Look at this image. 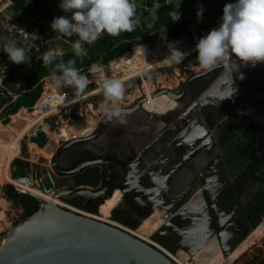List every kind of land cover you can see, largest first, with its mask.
Instances as JSON below:
<instances>
[{
    "label": "flooded vegetation",
    "instance_id": "af4514ba",
    "mask_svg": "<svg viewBox=\"0 0 264 264\" xmlns=\"http://www.w3.org/2000/svg\"><path fill=\"white\" fill-rule=\"evenodd\" d=\"M232 75L199 68L177 88L120 105L125 123L104 113L89 132V121L75 124L85 132L63 137L51 156L54 190L99 191L107 169L106 194L95 198L126 210L135 230L181 264H228L264 222V63ZM46 168L40 176L49 187Z\"/></svg>",
    "mask_w": 264,
    "mask_h": 264
},
{
    "label": "rangeland",
    "instance_id": "374dc122",
    "mask_svg": "<svg viewBox=\"0 0 264 264\" xmlns=\"http://www.w3.org/2000/svg\"><path fill=\"white\" fill-rule=\"evenodd\" d=\"M24 1L26 4L33 3V0ZM44 1L54 15L58 17L68 15L59 8L60 0ZM170 1L177 0H134L137 5L138 14L148 10H153L157 8V5L162 6ZM11 8L12 3L10 0H0V67L6 66L9 73L14 68L19 69L22 75L27 72V66L29 63L17 65L8 60L7 54L3 52L5 45L8 44H14L24 50L30 49V51H33L32 48H30L32 46L31 44L41 42L45 44V49H53L57 55L68 51L73 52L71 44L78 37L73 36L69 38L57 34L53 29H51L50 25L52 22L50 20L42 18L30 20L21 19L22 15L16 14ZM221 16L222 14L216 17L213 23L209 21L210 19L208 17L202 16L199 20L197 18L195 33L191 38L181 36L178 40L169 41L167 43L166 41L159 39L166 43L160 51L154 55L138 57L125 68L124 73L111 76L115 78L119 77V79L124 81L125 84L126 91L123 99L120 101V105L131 103L138 97L150 94L162 88H177L183 79L188 77L191 73L198 71L200 67L196 59L195 45L198 40L207 35L210 30L218 27ZM21 32L29 34L27 42H25L26 39L23 38ZM157 42L158 40L156 43ZM171 42H178L176 45L177 48L180 51L189 53L185 60L179 65H169L163 62V59L166 58L168 52L170 51V46L168 50L167 44ZM132 50L129 52H132ZM25 53L27 56H30V58L34 56V52H32L33 54L29 52ZM31 60L32 59H30V61ZM88 72L90 73V76L88 77L90 83L84 94L77 96L74 91L71 93L72 97L62 99L58 97L53 89H51L45 96V100L43 102L45 105H49L48 103L51 102V105L42 106V109L37 107V113L34 117L31 116V109L26 111V115L17 123V126H24L28 120L33 118L27 128L18 136L20 139L19 151L20 147L22 148L23 142H26L25 152L22 154V158L17 157L10 159L11 149L12 146L16 144V138L9 137V146L0 148L1 167L10 171L12 175L14 170H19L21 165H24L25 170L23 171V174L19 176L30 180L35 188L40 190L36 177L37 172H40L39 174L44 176L43 168H50L51 156L56 151L58 144H60L63 140V136L60 131L65 127L66 132L68 131L67 134L69 137L72 136V132H75V135H79L78 131L73 128L75 124L81 123L82 121L83 123H87L89 121L91 124L87 123L88 125H95L100 117L105 113L101 108L105 98L102 92L98 91L101 83L100 79H97L99 73H92L90 70ZM6 74L8 75V73ZM7 75L2 76L0 74V98L8 96V91H10L12 95H15V91L20 85V81L16 82L13 87L4 85L3 81ZM48 82L51 83L50 78L46 77L43 79V91L45 83ZM43 91L40 94L39 99L42 97ZM12 95L9 96L13 97ZM0 125L3 126L1 123ZM38 126H40V128L37 132H35ZM70 126H73L72 130L69 128ZM40 132L44 134V141L42 144L33 141V138L41 140V136L39 134ZM88 132L86 134H88ZM15 187L16 184L12 182L4 183L0 181V237L20 222L24 214V210L20 204L7 201L5 198L8 192L12 190L17 193H24ZM41 193V199L43 201H47L49 196L44 195L43 191H41ZM33 197L38 199V201L40 199L36 196ZM4 201H7L8 203ZM95 217L118 225L129 232H133L135 230L111 220L104 215L95 214ZM147 234L148 233L145 232L143 233L144 236H142L146 238ZM136 236L142 238L140 234ZM189 262H191V260ZM228 264H264V222L256 229V231H254L252 237L246 239L237 251L230 257Z\"/></svg>",
    "mask_w": 264,
    "mask_h": 264
},
{
    "label": "clouds",
    "instance_id": "9594fccd",
    "mask_svg": "<svg viewBox=\"0 0 264 264\" xmlns=\"http://www.w3.org/2000/svg\"><path fill=\"white\" fill-rule=\"evenodd\" d=\"M181 3V2H180ZM180 3L171 12L170 19L179 21ZM59 8L68 15L54 18L50 27L63 37H78L72 42L71 47L75 57L83 58L87 55L85 44L91 45L103 33L117 37L121 33L135 31L139 23L138 9L134 0H60ZM159 5H157V10ZM203 7H199L196 15L202 18ZM153 21L158 19L157 11L152 12ZM151 26V25H149ZM163 39H166L163 29ZM178 42L167 44L170 51L163 62L169 65L182 63L187 52L177 48ZM142 46V45H141ZM143 47V46H142ZM196 59L199 67L204 72L224 69L233 81V73L238 72L241 66H255L264 63V0H231L222 9V16L218 27L200 38L195 45ZM3 52L13 64H28L30 56L25 50L14 44L5 45ZM57 54L45 52L42 56L43 66L53 65ZM75 59L64 62L62 59L55 63L51 83L56 88H72L77 96L85 93L90 80L87 75L81 74L76 66ZM92 73H100L101 81L99 92L104 96L101 105L107 118H117L120 123L126 121L120 101L125 95V84L119 78L109 77L102 73L100 66L93 64ZM237 79L243 80L240 73ZM236 91L235 88L225 98H230ZM224 98V99H225Z\"/></svg>",
    "mask_w": 264,
    "mask_h": 264
},
{
    "label": "trees",
    "instance_id": "16d2710c",
    "mask_svg": "<svg viewBox=\"0 0 264 264\" xmlns=\"http://www.w3.org/2000/svg\"><path fill=\"white\" fill-rule=\"evenodd\" d=\"M10 1L12 3V11L16 14H21V19L30 20L42 18L52 22L54 18L58 17L49 10L44 0H33V3L27 4L24 0ZM229 2H231V0L170 1L165 5L159 6L158 10L155 8L139 13V23L135 31L131 33H121L117 37H112L105 33L93 44H85L84 47L87 50V55L83 58L75 57L74 52L68 51L57 55V60L54 61L53 65L47 67L43 66L42 58L33 59L31 57L30 59L32 60L27 66V72L23 75L19 69H12L3 81V84L13 87L16 82L20 81V85L16 89L14 97L8 95L0 98V123L3 124V126L0 125V148L9 146V137L16 138V144L12 149L10 157L11 159L17 157L22 158V154H24L26 149V142H23L22 148L20 147V152V139L18 136L27 128L33 118H29L30 120H28L24 126H17V123L26 115V111L39 99L43 91V79L48 77L51 80L54 65L55 63H59L61 59L64 62L69 59H75V66L80 69L81 74L87 75L88 77L90 76L88 71L93 64L100 66L102 73L109 77L124 73L125 68L138 57L154 55L160 51L167 42L176 41L181 36L191 38L195 33V24L197 21L196 12L199 7H203L204 9L202 16L208 17L210 19L209 21L213 23L215 18L222 14L224 5ZM179 3L180 6L178 10L181 14V18L179 21L173 22L170 19V14ZM154 10L157 11L158 15V19L155 21L152 19V12ZM163 29H165L166 39H164V41H166V43L159 40L163 39ZM157 40L158 42L156 43ZM130 50H132V52H129ZM99 76L100 73L97 79H99ZM51 89H54L62 99L72 97L68 92H74L72 88H55L50 82L45 83L43 95L36 105H39L44 100ZM57 91L59 93H66L61 95ZM39 134L41 140L33 138V141L42 144L44 141V134L42 132ZM23 166L24 165H22L21 168L22 171L24 169ZM21 169L14 170L12 175L14 177L22 175L20 173ZM12 175L10 171H5V169L0 166V181L4 180V183H8L9 181L16 180L17 178H14ZM15 188L24 193H17L12 190L8 192L5 198L7 201L16 202L21 205L24 210L22 216L23 220L39 208L40 201L33 196L41 199V190H36L35 186L31 184L16 185ZM69 201L87 212L107 216L111 220L132 229H136V224L132 222V216L128 214L126 210H123L121 207L111 203L103 197L88 199L72 197ZM257 222H259V219L255 221V223ZM131 233L134 235L140 234L141 237L144 236V232L140 231V229L134 230ZM176 261L178 264H181L178 260Z\"/></svg>",
    "mask_w": 264,
    "mask_h": 264
},
{
    "label": "water",
    "instance_id": "95a60500",
    "mask_svg": "<svg viewBox=\"0 0 264 264\" xmlns=\"http://www.w3.org/2000/svg\"><path fill=\"white\" fill-rule=\"evenodd\" d=\"M221 84L220 81L215 82L213 87ZM93 127L89 125L87 131H91ZM64 134V140L68 139L66 133ZM51 167L55 169V164H51ZM46 176L50 183L49 187L45 186L37 172L39 188L44 193L52 194L56 199L74 196L95 198L106 194L110 171L104 170L102 188L96 192L87 188L55 191L50 168H46ZM257 226L258 224L252 227L246 237ZM239 245L240 243L233 247H222L223 255L229 256ZM198 249L199 245L196 244L188 252L192 255ZM0 264L178 263L147 241L118 225L44 201L34 213L0 237Z\"/></svg>",
    "mask_w": 264,
    "mask_h": 264
},
{
    "label": "built area",
    "instance_id": "2783aa9c",
    "mask_svg": "<svg viewBox=\"0 0 264 264\" xmlns=\"http://www.w3.org/2000/svg\"><path fill=\"white\" fill-rule=\"evenodd\" d=\"M21 34H22L23 38L26 39L25 42H27V38L29 37V34L28 33H25V32H21ZM31 45L32 46L31 47L29 46V47L32 48L33 51H30V49H25V52H29L31 54H33L32 52H34V54H33L34 56L32 57L33 59L42 58L40 56H43V54L45 52H49V51H51V52H53L55 54V52H54L53 49H50V48L45 49V47H44L45 44L44 43H41V42L40 43H37V44L36 43H32ZM6 73L9 74V70H7V67L6 66L0 67V74L2 76H4V75H7ZM64 93H66V92H62V93H59V94L63 95ZM68 93L71 94L73 92H68ZM8 94L9 95H12V93L10 91H8ZM12 96L14 97L15 95H12ZM39 101H40V99L37 100L33 106L30 107V109H31V116L32 117H34L35 114L37 113L36 104ZM41 106H49V105H45L44 103H42ZM40 126H42V125H40ZM40 126H38V128L36 129L35 132H37L39 130ZM39 201H40V204H41V202H44L42 199H39ZM55 204L57 206L61 207V208L70 209V210L77 211V212H80V213L85 214V215H90V216H94L95 217V214L94 213L87 212V211L83 210L82 208H80L78 206H75V205L71 204L70 202H68L67 200L65 201V200H63L61 198L56 199V203ZM142 238H143V240L147 241L148 243H150L151 245H153L154 247H156L157 249H159L161 252H163L170 259L174 260L177 263V261L172 256V253H170L167 249H165L161 245H158L157 243H154L152 240L148 239L147 237L146 238L142 237Z\"/></svg>",
    "mask_w": 264,
    "mask_h": 264
},
{
    "label": "bare ground",
    "instance_id": "6f19581e",
    "mask_svg": "<svg viewBox=\"0 0 264 264\" xmlns=\"http://www.w3.org/2000/svg\"><path fill=\"white\" fill-rule=\"evenodd\" d=\"M140 91V90H139ZM48 99V98H47ZM44 100H45V98H44ZM44 100L41 102V103H43L44 102ZM49 102V101H48ZM41 103L39 104V105H36V107H40L39 109H42V106H41ZM49 105H51L52 103L51 102H49L48 103ZM38 109V108H37ZM71 130H72V127L70 126L69 127ZM66 128L64 127L63 129H62V136L64 137V133H66V135L68 136V131L66 132V130H65ZM35 130V129H34ZM85 131H83V132H81V133H79V131H78V133H79V135H81V134H83ZM72 135L73 136H75V132H72ZM65 138V137H64ZM68 138H69V136H68ZM35 149V148H34ZM38 151V150H37ZM39 152V151H38ZM33 153H35V152H33ZM16 183H17V185H30L31 183H30V180H27V179H21V178H17L16 179V181H15ZM40 189V188H39ZM41 190V189H40ZM42 191V190H41ZM43 194L44 195H46V196H49V198H48V200H47V202H50V203H54L55 204V202H56V198H54L53 196H52V194H47V193H44L43 192Z\"/></svg>",
    "mask_w": 264,
    "mask_h": 264
},
{
    "label": "crops",
    "instance_id": "0c3cea01",
    "mask_svg": "<svg viewBox=\"0 0 264 264\" xmlns=\"http://www.w3.org/2000/svg\"><path fill=\"white\" fill-rule=\"evenodd\" d=\"M54 90V89H53ZM55 91V90H54ZM56 93V92H55ZM57 94V93H56ZM58 95V94H57ZM58 97H60L59 95H58ZM61 98V97H60ZM15 146V145H14ZM14 146H12V149H13V147ZM12 149H11V152H12ZM11 154V153H10ZM10 159H11V157H10ZM5 171H7V170H5ZM2 182H4V180H1ZM16 180H12V181H9V182H12V183H14V184H16L17 185V183L15 182ZM31 183V182H30ZM31 185H33V183H31ZM42 194V193H41ZM40 194V195H41ZM4 202H6V203H8L7 201H4Z\"/></svg>",
    "mask_w": 264,
    "mask_h": 264
}]
</instances>
